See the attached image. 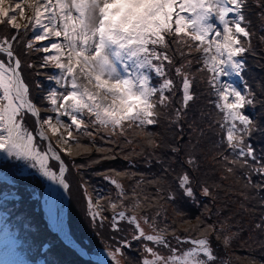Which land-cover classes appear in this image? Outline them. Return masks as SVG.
Segmentation results:
<instances>
[{
	"label": "snow or ice",
	"instance_id": "snow-or-ice-1",
	"mask_svg": "<svg viewBox=\"0 0 264 264\" xmlns=\"http://www.w3.org/2000/svg\"><path fill=\"white\" fill-rule=\"evenodd\" d=\"M255 2L264 9V0ZM246 7L247 0H0V26H7V33L0 35V152L28 162L41 176L68 190L70 168L64 157L83 154L75 149L90 151L80 143L82 137L93 145L97 139L112 145H118L120 138L131 143L128 133L158 125L161 109L170 110V122L178 125L195 99V80L186 70L193 60L187 57L198 53L203 65L198 71L210 73L207 83L215 95L210 103L221 116L220 144H226L232 156L229 160L222 154L230 165L227 171L246 168L248 183L255 174L261 177L256 186L264 187V157L257 156L249 143L256 122L245 114L247 107L264 101H258L247 84L240 90L227 81L220 83L222 76L241 75L242 57L251 50L254 33ZM213 18L217 23L211 22ZM29 33L31 38H27ZM260 39L264 41V36ZM17 47L25 55L40 53V68L58 70L48 77L56 87L41 101L48 105L43 116L41 106L31 98ZM177 55L182 63L177 62ZM27 67L35 65L28 63ZM169 147L173 153L180 152L179 147ZM184 163L195 167L197 158L189 153ZM72 166L83 167L74 161ZM103 178L116 195L104 201L99 193L94 198L85 189L88 215L94 223L107 222L113 232L122 231V224L131 226V240L145 242L138 264H215L209 234L222 229L197 218L196 225L184 230H199L196 236L182 239L173 229L176 243L187 245V250L178 249L165 235L167 226L158 227L156 216L137 214L146 202L136 190L144 181L142 174L131 193L115 176L105 174ZM175 179L183 195L193 198L191 174L184 170ZM201 193L211 195L206 185L201 186ZM167 198L174 200L175 194L169 192ZM106 209L110 216L105 215ZM54 229L81 255H87L73 241L62 217ZM228 243L225 236L224 244ZM130 244L122 239L106 252L112 264H121L123 249ZM157 246L169 254H160Z\"/></svg>",
	"mask_w": 264,
	"mask_h": 264
},
{
	"label": "trees",
	"instance_id": "trees-1",
	"mask_svg": "<svg viewBox=\"0 0 264 264\" xmlns=\"http://www.w3.org/2000/svg\"><path fill=\"white\" fill-rule=\"evenodd\" d=\"M262 11L264 9L258 7L255 0H247L245 15L254 33L252 47L242 57L245 67L241 75L239 77L231 75L238 89L243 90L245 84L249 85L256 93L258 101H264V41L260 39L264 36ZM173 48L175 49V46ZM17 52L24 55L23 52ZM38 54L35 52L27 54L35 67L27 68L23 76L30 86L31 98L41 106L43 116L48 105L47 102L41 105V101L52 89L53 80L49 81L47 73L50 75L53 68H40L41 57ZM176 59L178 63L183 62L178 55ZM187 59L193 60L192 65L186 70L195 80L193 86L195 99L190 102L186 116L178 125L170 122L172 119L170 110L161 109L158 125L148 126L146 130L134 129L128 133L131 143L120 138L118 145H112L97 139L93 145L87 137H82L80 143L87 146L90 151L75 149L83 154L74 155L72 158L64 157L70 168L66 173V182L70 185L67 190L69 197L67 228L79 246L110 262L112 261L106 255V251L119 246L122 239L131 241L130 246L123 249L121 264H138L143 255L140 253L141 246L145 242L131 240L133 228L126 223L122 224V231L113 232L107 222L103 225L92 222L87 212L85 189L94 198L99 193L101 199L106 201L109 196L114 197L116 193L114 187L103 178L105 174L115 176L129 193L142 174L144 181L136 190L142 201L146 202L136 210L137 214L156 216V224L160 229L167 226L165 235L168 238H172L168 232L173 229L182 239L185 235H198L199 230L185 233V229L180 230V225L191 229L192 225L197 224V218H200L205 224H215L217 229H222L219 233L209 234L211 246L217 257L215 264H264V226L258 227L264 225V187L256 186L261 177L253 174L252 183L249 184L244 175L248 169L237 166L231 173L227 171L230 165L225 164L222 154L227 155L229 160L232 156L226 144H220L223 132L218 121L221 116L214 104L210 103L215 100L211 86L207 83L210 73L198 71L203 67L200 54L193 53ZM221 82H225L222 77ZM245 114L256 122V129L249 137V143L255 148L257 156L264 157V103L247 107ZM28 124L31 127L32 121L29 120ZM148 133H151V136ZM170 145L179 147L180 152L173 153ZM98 147L104 150L97 151ZM189 153L197 158L195 167H189L184 163ZM73 161L75 165L83 167H73ZM25 167H30L28 162L22 165L16 160H0V170L13 181L12 184L0 182V198L10 194L17 196L0 202V242L4 241L0 243V264H99L83 258L64 244L56 235L55 225L51 228L46 223L44 214L47 213L48 181L32 167L30 173H24ZM53 170L58 172V167ZM184 170L193 178L195 192L193 198L183 195L175 179L178 173ZM116 173L122 175L117 176ZM56 184L53 182L54 197ZM202 185L209 187L210 196L202 195ZM157 187L162 191L157 193ZM44 192L42 207L41 198ZM169 192L175 194L174 200L167 198ZM51 211L55 217L56 210L52 208ZM32 213L35 221L31 219ZM105 215L110 216L111 211L106 209ZM22 225L26 226V232L33 239L40 244L46 242L47 247L40 246L34 249L29 247L26 252L17 243L15 234H11L10 239L4 237L3 229L17 233L16 229H21ZM225 236L229 237L227 245L224 244ZM173 245L177 248L182 247L174 239Z\"/></svg>",
	"mask_w": 264,
	"mask_h": 264
},
{
	"label": "rangeland",
	"instance_id": "rangeland-1",
	"mask_svg": "<svg viewBox=\"0 0 264 264\" xmlns=\"http://www.w3.org/2000/svg\"><path fill=\"white\" fill-rule=\"evenodd\" d=\"M211 22H213V23H217L216 21H215V18H213L212 19V21ZM21 23H23V21H21ZM56 74H58V70L56 69ZM222 78H224L225 79V81H227L228 83L229 82H231L232 84H234L233 83V79H231V76H227V77H223L222 76ZM222 83V82H221ZM53 84H55V81H53V83H52V85ZM234 86H235V84H234ZM55 87H56V84H55ZM5 159H11V160H16V159H14V158H8L7 156H6V154L5 153H3V152H0V160H5ZM16 161H18V163H20V164H22V165H24L25 164V162L26 161H22V160H16ZM29 164V163H28ZM31 170H32V168L31 167H25L24 168V173H30L31 172ZM3 177H5L7 180H4V179H2ZM1 181H5V182H7V183H13V181L11 180V178L9 177V176H7V175H5L1 170H0V182ZM47 181H48V190H47V194H46V196H47V200H46V210H47V213L46 214H44V218H45V221H46V223L51 227V228H54V225H55V227H56V223H57V219H58V208H57V204H58V200H57V198L56 197H54V194H53V181H50V180H48L47 179ZM55 190H56V192H57V189H56V186H55ZM10 197H14V198H17V196H14V195H9ZM2 198H8V196H3ZM44 198H45V192H44V194H43V197L41 198V203H42V207H44ZM54 201V202H53ZM52 208H54V211H55V217L53 216V213H52ZM30 216H31V219H32V221H35L34 220V218H33V213L32 214H30ZM38 216V215H37ZM39 217V216H38ZM39 219H40V217H39ZM55 220H56V223H55ZM46 224V225H47ZM34 226L37 228V226H36V224H35V222H34ZM181 226V228H180V230H184V229H186V226H184V225H180ZM145 227V229H146V231H149V229H148V226L147 225H145L144 226ZM25 228H26V226L25 225H22V228L21 229H16V231H17V233H12L11 232V230H9V229H3V235H4V237H6L7 239H10L9 238V236L11 235V234H15V237H16V241H17V243L24 249V251H26V252H28V248L30 247V248H32V249H34V248H36V247H40V246H42L43 248H46L47 247V243L46 242H44V244L42 243V244H40V243H38L37 242V240L36 239H33V237L31 236V235H29L27 232H26V230H25ZM173 231V230H172ZM172 231H169L168 233L169 234H171L172 233ZM169 240L171 241V243L173 244V238H169ZM151 246V245H150ZM182 247H178V249H183V250H187V245H181ZM137 248V247H136ZM158 249H159V251H160V254H162V255H168L169 253H168V250L167 249H163V248H159V246L157 247ZM137 250H138V248H137ZM107 252V251H106ZM140 253L141 254H143V252H142V246H141V251H140ZM149 258H151V257H149Z\"/></svg>",
	"mask_w": 264,
	"mask_h": 264
},
{
	"label": "bare ground",
	"instance_id": "bare-ground-1",
	"mask_svg": "<svg viewBox=\"0 0 264 264\" xmlns=\"http://www.w3.org/2000/svg\"><path fill=\"white\" fill-rule=\"evenodd\" d=\"M57 192H58L57 200L59 206V217H62L65 222V210H64V201L66 198L65 189L58 184ZM102 264H107V263H102Z\"/></svg>",
	"mask_w": 264,
	"mask_h": 264
},
{
	"label": "water",
	"instance_id": "water-1",
	"mask_svg": "<svg viewBox=\"0 0 264 264\" xmlns=\"http://www.w3.org/2000/svg\"><path fill=\"white\" fill-rule=\"evenodd\" d=\"M67 197V196H66ZM65 205L67 204V199H65ZM66 244H69L68 242H65ZM70 245V244H69ZM73 249H75L76 251H78L77 248H74L72 245H70ZM78 248H81V247H78ZM84 250V249H83ZM85 251V250H84ZM79 252V251H78ZM86 252V251H85ZM80 253V252H79ZM87 253V252H86ZM84 257L86 258H90V259H93V260H96V261H99L100 263H107V264H112V263H109L106 259L102 258V257H99V256H95V255H92L90 253H87V255H83Z\"/></svg>",
	"mask_w": 264,
	"mask_h": 264
}]
</instances>
